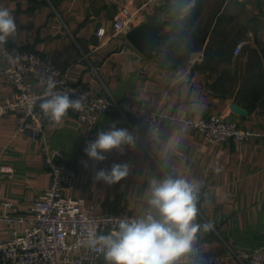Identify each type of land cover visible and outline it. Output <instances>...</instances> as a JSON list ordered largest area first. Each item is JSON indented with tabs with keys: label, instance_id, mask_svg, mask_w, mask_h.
Here are the masks:
<instances>
[{
	"label": "crops",
	"instance_id": "1",
	"mask_svg": "<svg viewBox=\"0 0 264 264\" xmlns=\"http://www.w3.org/2000/svg\"><path fill=\"white\" fill-rule=\"evenodd\" d=\"M124 5L135 15L133 27L162 17L152 58L127 33L112 34ZM0 7L16 20L11 47L52 59L74 84H87L117 100L130 98L170 117L156 137L118 113H101L92 129L73 113L62 124L46 117L49 143L64 151L77 170L66 195L137 215L151 176L183 175L202 185L197 222L214 224L213 231L200 234L202 251L232 255L227 264H245L243 255L264 245V0H0ZM196 8L199 13L192 17ZM101 26L107 29L102 38L96 34ZM239 41L244 46L235 55ZM3 64L0 53V102L13 91L1 73ZM209 115L231 117L254 134L243 143L206 144L185 119ZM114 121L137 130L136 148L123 155L106 153L102 163L92 161L84 152L87 143ZM123 162L131 172L119 183L93 179L94 169ZM2 166L10 170H0V214L28 215L50 176L40 142L17 131L15 113L0 114ZM28 225L0 221V239L12 227ZM96 264H105L102 255Z\"/></svg>",
	"mask_w": 264,
	"mask_h": 264
},
{
	"label": "built area",
	"instance_id": "2",
	"mask_svg": "<svg viewBox=\"0 0 264 264\" xmlns=\"http://www.w3.org/2000/svg\"><path fill=\"white\" fill-rule=\"evenodd\" d=\"M134 20L133 11L122 6L115 17L112 34H126L133 28ZM96 34L104 37L106 27H98ZM243 46V41L236 43L233 53L238 55ZM0 53L4 62L1 73L7 76L13 88L11 95L0 102V114L15 113L17 131L40 142L41 155L50 176V185L32 199L28 215L0 214V221L15 225L24 221L29 223L23 229L12 227L9 236L0 239V264H96L101 254L87 247V232L95 229L100 234H107L115 229L119 218L132 217L135 213L107 211L100 203L64 193L65 188L73 187L77 170L68 162L66 153L48 141L46 117L39 108L45 98L46 84L42 81L51 75L56 81L54 91L69 92L70 99L82 98L84 110L69 109L68 113L75 114L90 129L96 125L101 113L111 112L133 118L156 137L170 117L162 110H150L130 98L117 100L110 94L94 92L87 84H74L52 59L34 50H21L7 43ZM185 123L199 130L206 144L243 143L254 134L224 115H209L197 120L188 118ZM0 170L9 171L10 168L2 166ZM6 206L12 207V204L7 202ZM204 253L209 257L208 264H227L232 257L219 252ZM243 259L245 264H264V245L243 255Z\"/></svg>",
	"mask_w": 264,
	"mask_h": 264
},
{
	"label": "clouds",
	"instance_id": "3",
	"mask_svg": "<svg viewBox=\"0 0 264 264\" xmlns=\"http://www.w3.org/2000/svg\"><path fill=\"white\" fill-rule=\"evenodd\" d=\"M18 29L15 17L7 7H0V49L14 39ZM17 60L19 57L16 58ZM44 99L39 104L43 115L56 124H62L69 109L83 111L82 98L70 99L69 92H57L56 81L49 75ZM118 121L101 130L84 149L97 163L106 160V153L135 149L137 130L117 127ZM128 162L113 163L110 168L94 169L93 179L107 185L119 183L129 176ZM201 182L183 175L151 176L142 193L143 206L132 217H121L115 229L100 234L91 229L85 243L89 249L103 256L105 264H208L209 257L201 250L200 234L214 230L212 222L199 223L198 203Z\"/></svg>",
	"mask_w": 264,
	"mask_h": 264
},
{
	"label": "water",
	"instance_id": "4",
	"mask_svg": "<svg viewBox=\"0 0 264 264\" xmlns=\"http://www.w3.org/2000/svg\"><path fill=\"white\" fill-rule=\"evenodd\" d=\"M162 17L151 22L146 21L137 26H134L126 34V38L147 58L154 56L156 40L162 27ZM236 111H240L239 107L235 106Z\"/></svg>",
	"mask_w": 264,
	"mask_h": 264
},
{
	"label": "trees",
	"instance_id": "5",
	"mask_svg": "<svg viewBox=\"0 0 264 264\" xmlns=\"http://www.w3.org/2000/svg\"><path fill=\"white\" fill-rule=\"evenodd\" d=\"M198 13H199L198 9H197V8L194 9V10L192 11V17L197 16ZM190 17H191V16H190Z\"/></svg>",
	"mask_w": 264,
	"mask_h": 264
}]
</instances>
